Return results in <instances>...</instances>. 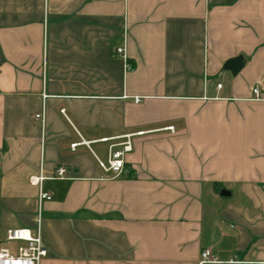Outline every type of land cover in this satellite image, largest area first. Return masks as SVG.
Segmentation results:
<instances>
[{"label": "crops", "instance_id": "crops-1", "mask_svg": "<svg viewBox=\"0 0 264 264\" xmlns=\"http://www.w3.org/2000/svg\"><path fill=\"white\" fill-rule=\"evenodd\" d=\"M38 214L40 264H264V0H0V248Z\"/></svg>", "mask_w": 264, "mask_h": 264}, {"label": "built area", "instance_id": "built-area-1", "mask_svg": "<svg viewBox=\"0 0 264 264\" xmlns=\"http://www.w3.org/2000/svg\"><path fill=\"white\" fill-rule=\"evenodd\" d=\"M117 55H122V49H116ZM126 68L128 66L126 65ZM220 87V85H218ZM257 89L252 90V94L257 97ZM134 102L140 101L139 97H134ZM39 118V116H36ZM167 130H172L168 127ZM115 139H122L119 143H111L108 145L107 157L105 161L96 158L98 166L105 173H110L114 177L125 173V156L132 151L130 135H123L116 138L100 139V143H109ZM78 144H72L74 149ZM66 170L57 168L50 177H44L42 174L29 178V183L33 186H39L38 202L49 201L50 195L40 188L41 182L44 180L62 179ZM40 214L36 218V229L15 228L8 229L5 232L4 240L8 246L0 248V264H40L41 260L47 256V250L43 246L39 233ZM10 243H17L15 246ZM213 262L212 255L209 249H205L200 253L198 264H210Z\"/></svg>", "mask_w": 264, "mask_h": 264}, {"label": "water", "instance_id": "water-1", "mask_svg": "<svg viewBox=\"0 0 264 264\" xmlns=\"http://www.w3.org/2000/svg\"><path fill=\"white\" fill-rule=\"evenodd\" d=\"M245 61L241 56H237L225 62L224 69L229 71L232 75H236L237 72L244 66ZM229 193L222 191L221 195L226 196Z\"/></svg>", "mask_w": 264, "mask_h": 264}, {"label": "rangeland", "instance_id": "rangeland-1", "mask_svg": "<svg viewBox=\"0 0 264 264\" xmlns=\"http://www.w3.org/2000/svg\"><path fill=\"white\" fill-rule=\"evenodd\" d=\"M6 243V242H5ZM17 243H10L9 245L15 246ZM7 245V244H6Z\"/></svg>", "mask_w": 264, "mask_h": 264}]
</instances>
